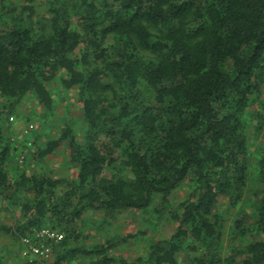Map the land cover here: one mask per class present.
Wrapping results in <instances>:
<instances>
[{
    "label": "trees",
    "instance_id": "trees-1",
    "mask_svg": "<svg viewBox=\"0 0 264 264\" xmlns=\"http://www.w3.org/2000/svg\"><path fill=\"white\" fill-rule=\"evenodd\" d=\"M16 1L0 0V136L28 98L53 114L55 83L76 94L84 130L67 124L36 153L66 141L75 180L13 174L11 148L0 151V208L18 212L11 238L64 233L52 264H264V155L252 163L247 132L249 118L264 128V0H47L43 14ZM185 181L175 232L145 257L113 253L133 235L70 247L89 211L108 222L158 198L163 220ZM222 199L253 207L231 226V254Z\"/></svg>",
    "mask_w": 264,
    "mask_h": 264
},
{
    "label": "rangeland",
    "instance_id": "rangeland-1",
    "mask_svg": "<svg viewBox=\"0 0 264 264\" xmlns=\"http://www.w3.org/2000/svg\"><path fill=\"white\" fill-rule=\"evenodd\" d=\"M46 1H35L34 6L38 13H45ZM16 2L22 4L21 0ZM51 90L56 101V111L51 115H47L36 99L28 98L25 100L12 115L8 116V122L6 120L2 122L5 127L1 133L2 136H0V151L4 148H11L7 166L13 174L18 175L21 172H27L29 174H44L52 179L75 180L77 169L70 164V148L66 141L51 156L43 160L36 158L38 149L57 139L67 124L71 126L74 134L79 135V137H81L84 130L81 123V107L75 96L76 94L61 89L57 83L51 86ZM248 122L250 125L247 132L253 163L256 158L264 155V128L260 131L256 126L251 125V118ZM30 123L35 124V131L29 137H25L22 131ZM6 124H8L7 132ZM29 142H31V146H28ZM22 156H24V160L21 159ZM255 184L253 182V185ZM191 191L192 187L189 181H185L176 189L171 196L170 214L160 221L156 219L155 213L160 201L158 198L146 212L124 211L111 217L108 222L101 212L89 211L78 225L79 238L77 241L74 239L70 247L98 245L116 237L133 235L134 237L127 244L115 249L113 253L128 260L145 257L152 243L167 239L175 232L177 223L171 216L179 212L178 209H181V203ZM226 202L224 199L220 201L218 211L225 216L226 220L222 242L224 253L231 254L232 248L237 244L233 242L232 246L229 245L231 226L235 219L243 216V212L252 214L253 207L250 201L242 203L237 208L227 206ZM17 216L18 212H6L0 208V264L23 263L22 243L13 240L6 231L14 225ZM251 236L250 234L248 238ZM237 242L241 243L242 240ZM53 251L55 258V246ZM82 264H87V262L83 261Z\"/></svg>",
    "mask_w": 264,
    "mask_h": 264
},
{
    "label": "built area",
    "instance_id": "built-area-1",
    "mask_svg": "<svg viewBox=\"0 0 264 264\" xmlns=\"http://www.w3.org/2000/svg\"><path fill=\"white\" fill-rule=\"evenodd\" d=\"M35 131V124H27L23 129V136L29 137ZM31 142L28 146H31ZM24 160V156L21 158ZM64 239V233L51 228L34 230L31 238L21 241L23 245L22 264H52L54 261V245Z\"/></svg>",
    "mask_w": 264,
    "mask_h": 264
}]
</instances>
